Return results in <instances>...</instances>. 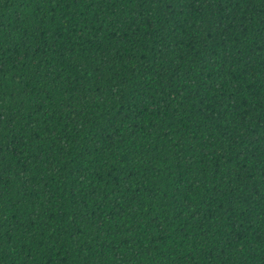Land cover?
Masks as SVG:
<instances>
[{"label":"trees","instance_id":"trees-1","mask_svg":"<svg viewBox=\"0 0 264 264\" xmlns=\"http://www.w3.org/2000/svg\"><path fill=\"white\" fill-rule=\"evenodd\" d=\"M0 264H264V0H0Z\"/></svg>","mask_w":264,"mask_h":264}]
</instances>
